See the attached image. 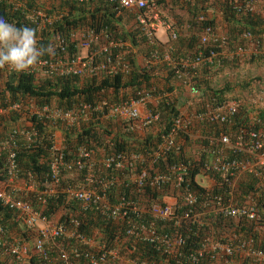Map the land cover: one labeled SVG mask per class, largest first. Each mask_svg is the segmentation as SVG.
Instances as JSON below:
<instances>
[{"label": "built area", "instance_id": "obj_1", "mask_svg": "<svg viewBox=\"0 0 264 264\" xmlns=\"http://www.w3.org/2000/svg\"><path fill=\"white\" fill-rule=\"evenodd\" d=\"M71 1L83 3L90 0ZM106 1L112 2L123 15L132 13L133 20L129 24H134V29L137 27L138 36L141 35L148 46L145 57L150 60L145 61H160L169 66L184 89V104L188 109H193H190L188 116L178 112L169 130L152 150L115 152L109 151L108 147L87 142L77 145L68 156L62 147L63 143L58 144L53 128L69 129L81 122L87 123L95 120L93 116L97 113L99 121L94 122L96 126H104L102 124L108 119L122 122L124 131L140 140L158 118L151 106L167 97L173 98V94L158 89L150 81L149 84L135 86L133 96L115 104H108L104 100L93 105L79 102L64 109L55 104L36 103L31 116H35L43 128H47V132L43 133L50 142L48 177L42 182L43 187H40L31 172L21 176L17 159L20 148L32 147L44 136L30 121L28 125L20 123V114L32 106H28L24 100L0 104V115L4 112H9L12 117L19 114V119H15L0 138V173L5 178L0 187L1 204L17 214L16 220L21 223L23 230L36 232L32 248L46 258V250L55 246L64 264H73L68 259L69 252L74 257H83L90 264L158 263L126 255L120 246H107L96 242L93 237L88 238L76 230L79 219L75 216L69 220L71 228L58 220L49 219L42 213L45 197L57 193L64 194L67 199L77 200L83 209L94 206L107 218L124 222L123 230L127 237L148 243L161 254L172 256L175 264H234L232 261L236 257L245 260L246 264L264 263V244L256 236L238 235L235 231V225L240 222H252L256 230L264 231V227L259 225L262 216L258 196L254 193L239 194L237 190L238 180L245 175L250 181L255 180L258 191H261L259 195L264 199V117L256 112L258 107H254L255 111L246 117L241 113L244 102L249 107L256 102H263L264 90L250 91L245 97L210 101L197 85L193 74V69L199 66L212 68L221 65L223 54L225 59H229L228 55L230 60H239L243 55L264 56V37L245 30L239 41L231 40L227 32L219 31L212 19L200 11L194 17L195 27L199 31L194 54L175 58L172 48L160 52L158 47L156 32L159 28L167 31L170 40L178 39V33L160 12L164 4L159 3V0ZM197 1L205 7L211 0ZM11 3L14 5L13 1ZM232 5L238 11L258 13L256 0H232ZM39 16L41 21L38 24L36 19ZM45 16L41 10L32 14L31 18L38 29L42 27ZM261 16L264 20V14ZM50 44L55 48V55L43 56L40 64L29 70L35 75L125 76L132 68L129 57L133 52L131 41L116 38L103 28L77 27L65 35L57 34ZM193 121H208L225 129L218 133H200L197 138L194 132L188 130ZM180 133L207 142L203 146H196L194 155L200 164L194 176L195 185L190 176L189 169L193 164L189 159L171 161L164 169L154 167L159 160H165V151L180 143ZM110 140L107 138V142L112 144ZM200 152L206 156L203 158ZM98 167L103 171L97 170ZM110 169L121 174H110ZM149 170L152 171L150 175ZM64 172L70 176L82 173V177L76 184L62 185ZM207 172L219 174L220 182L216 183ZM214 186L218 189L213 190ZM112 187L116 189L114 202L107 197V191ZM147 187L156 191L160 195L159 199H153L149 193L146 195ZM121 190L124 193H120ZM30 194L35 197V204ZM164 224L170 227L164 229ZM188 233L198 237L195 246H187ZM224 235L226 239H223ZM59 238H68L77 244H71L68 251L56 243ZM79 244L87 249H78ZM92 248L94 250H90ZM0 250L1 254L22 260L29 254L30 247L19 235L10 236L6 226L0 222ZM49 259H43L40 264H50Z\"/></svg>", "mask_w": 264, "mask_h": 264}, {"label": "trees", "instance_id": "obj_2", "mask_svg": "<svg viewBox=\"0 0 264 264\" xmlns=\"http://www.w3.org/2000/svg\"><path fill=\"white\" fill-rule=\"evenodd\" d=\"M13 1L14 5L11 3ZM42 0H3L0 3V17H3L8 22L16 24L18 27L28 26L37 30L38 42L41 46L47 47L50 44V40L57 34L65 35L71 29L81 26H91L96 29H105L109 34L120 38L124 41H131V44L136 47H140L144 43V38L141 35L138 36L137 27L128 28L123 22V14L121 10L109 1L106 0H90L88 2L77 3L71 0H46L47 5L40 3ZM175 0H171L174 2ZM184 1V0H183ZM188 2L187 0H185ZM214 4H218L223 19L226 21L227 33L231 40L239 41L240 35L243 31L249 30L254 35L261 36L264 32V20L259 13L254 12H243L234 9L232 0H213ZM52 2V3H51ZM54 2V3H53ZM159 3L163 0H159ZM16 4V5H15ZM15 6V7H14ZM205 8V7H202ZM39 9L45 12L42 28L38 29L36 22L31 18L32 14L36 13ZM191 17L190 24L195 26L194 17L197 12L195 10H188ZM129 14L132 15L131 12ZM51 17V18H50ZM133 20V18L131 19ZM38 24L41 21L39 16ZM194 49V47H193ZM138 51L144 56L148 54V49L138 48ZM173 55V54H172ZM47 56V54H46ZM255 57V56H252ZM131 59V58H130ZM135 60H130L131 71L128 77L125 79L121 74L114 75H101L97 76H85L81 77L78 75H54L44 76L40 78L38 82L34 81L33 72H14L8 70L7 77L3 82V87L0 89V104L6 105L11 101L23 100L25 97H29L34 100L37 104H54L61 108H70L79 102H85L89 104H96L98 102L106 101L108 104H115L122 100L127 99L128 90L133 89L143 83L149 84L153 79V72L155 66L146 62L144 66H135ZM145 61V60H144ZM227 62L224 61L225 65ZM165 66L163 63H159L157 69ZM167 66V65H166ZM168 67V66H167ZM210 67L201 69V74L207 73ZM205 70V71H203ZM1 73V70H0ZM174 77L173 71L168 67L167 75L162 77L163 90L169 91L171 86L167 85L170 79ZM255 78V75L252 77ZM196 80V76L194 77ZM154 81V80H153ZM197 82V80H196ZM198 83V82H197ZM209 82L204 81L202 89L206 94L207 99L210 101L215 99L221 101L232 96L234 86L228 84L223 87L215 88L208 84ZM8 97V98H7ZM11 99V100H10ZM176 98H166L158 101L151 106V110L158 114L156 124L158 129L156 132L146 130L138 140L133 138L134 134L124 131L122 122H115L111 120L105 121L104 126H96L94 122H98L99 118L95 114L93 119L87 123H79L75 127L69 129L62 128L64 139L63 149L66 155H70V152L79 144H85L90 142L96 146L108 147L109 151H123L128 152H144L145 150L156 148L162 140L163 136L171 127L174 117L178 114ZM258 115L264 117V112L259 111ZM245 117L247 114L245 113ZM33 126L44 136L41 137L40 142L36 143L32 147H22L18 152V163L20 166L21 176L23 173L31 172L40 183V187H43L42 182L48 177V158L50 153V142L45 137L43 132H47V128H43L40 120L36 119L35 116H31L29 120ZM201 133L210 134L212 131H224L225 128L219 127L216 124L208 121L202 122ZM238 125V124H237ZM238 127V126H237ZM236 129V126H235ZM46 130V131H45ZM188 130L196 132L197 130L192 127H188ZM234 130V129H233ZM236 130H234L235 132ZM7 132L0 119V138ZM107 138H110L112 144L107 142ZM199 138V137H197ZM180 143L176 147L165 151V160H159L156 162L154 167L164 169L165 165L175 160H191L192 168L190 167V176L195 185L194 176L199 171L198 161L195 159V155L192 150L196 146H203L207 142L204 139H193L183 133L179 135ZM190 147V153L187 152V148ZM203 152H200V154ZM204 158L206 155L201 154ZM200 157L201 159H203ZM200 159V160H201ZM99 171L101 170L98 167ZM117 170L110 169V174H114ZM2 173V172H1ZM0 173V180H4V175ZM210 178L216 180L219 183L221 176L216 173L207 172ZM117 175L121 172H116ZM152 174V171H148V175ZM82 177V173L77 176H70L68 173L62 174V185H73L76 184ZM197 185V184H196ZM217 186L213 187V190H217ZM237 190L239 194L254 193L258 196L259 207L261 209V220L259 225L264 227V199L263 196L259 195L255 180L250 181L248 176H242L237 182ZM127 192V191H126ZM118 193V192H117ZM120 193H124L122 190ZM150 194L151 197H160L156 191L151 190L149 187L146 188L145 194ZM30 197L34 201L35 197L30 194ZM107 197L109 201L114 202L116 197V189L110 188L107 191ZM45 205L42 209V213L45 214L49 219L52 220L53 216L58 213V222L67 225L71 228L69 220L75 216L79 219V224L76 226V230L86 235L88 238H92L99 243H104L107 246H120L122 252L132 257L144 258L152 260L158 264H175L172 256H167L156 251L150 244L145 242H137L124 233V222L116 221L107 218L101 214L94 206L83 209L80 207V203L74 199H67L64 194L57 193L52 196L45 197ZM17 214L0 202V222L6 226L7 229H16L18 235L22 240L29 241L31 244L34 243L36 232L33 230H21V223L16 220ZM169 224H164L163 228L167 229ZM255 229V225L252 222L237 223L235 225V231L238 235L251 234L256 236L255 238L264 244V232ZM263 234V238L260 236ZM223 235V234H222ZM223 239H226V235ZM198 237H193L189 233L187 234V246H195L197 244ZM56 243L66 249L70 250L69 247L72 244H77L75 241L68 238H59ZM33 247V245H32ZM47 248V247H46ZM78 249H87L86 246L81 244L78 245ZM90 250H94L93 248ZM1 251V250H0ZM46 254L50 259V264H64L63 259L60 258L57 247L49 248ZM69 261L73 264H90L83 257H74L70 252ZM0 258V264H23L22 260H17L5 255ZM1 257V253H0ZM45 258L44 254L40 251L31 248L29 256L25 264H40ZM238 264H246L245 260H239L236 257ZM118 264H122L119 262ZM264 264V263H262Z\"/></svg>", "mask_w": 264, "mask_h": 264}, {"label": "crops", "instance_id": "obj_3", "mask_svg": "<svg viewBox=\"0 0 264 264\" xmlns=\"http://www.w3.org/2000/svg\"><path fill=\"white\" fill-rule=\"evenodd\" d=\"M256 3H257L258 13L260 15L264 14V0H256ZM161 4H164V9L160 7V12L162 15H165L169 20V22L172 24V29L176 30V32L178 33V39L175 41L170 40L169 36L167 35V31H165L164 28H159L156 34L158 32H161V34L156 36L159 41L158 47L160 49V52L168 50V48H172L171 52L173 54V57L175 58L177 57L182 58L189 55L192 56L194 54L193 47L195 48L197 45V32L199 31L196 29V27L193 24H190L191 17L189 15L188 10L191 9L195 10L197 14L200 11L205 12L206 15H208L209 18L212 19L214 25L219 31L227 32L228 25L226 21L223 19L218 4L217 3L214 4L213 0L206 3L205 8H201L202 7L200 5L201 3L197 0H189L188 2H186L185 0L184 1L175 0L174 2H171V0H163ZM123 22L124 24L128 22L126 17H123ZM41 28L42 27H40L39 29ZM261 36L264 37V32L262 33ZM138 48H145L147 50L148 46H146L144 43L140 47L133 46V52L130 54L129 57L131 58V60H135V61L138 60L136 62L134 61L135 66L141 67L146 64V61L143 60H150V59H148L142 53H140L138 51ZM224 56L225 55L223 54V56H221L220 58L221 65L219 64L220 66L216 65L212 68H207L208 69L207 73L201 74V69L205 68V66H199L193 69L194 77L196 76V80L198 82L196 83L200 88H203L202 84L204 85V81L206 82L208 81L209 82L208 84H210L215 88L223 87L224 85L228 84L230 86H234L233 90L237 88L239 89L236 94L233 93L231 94L234 97L235 96L245 97L247 93L250 91L264 90V72L258 75L255 74L257 72L255 73L251 72V74L247 76V74L239 70L242 67H248L250 63H253L255 65L259 64L264 68V60H245L248 57L251 58L252 57L251 55H243V57L239 60H235V59L230 60V57L228 55L226 56L229 59H225ZM224 61L227 62L225 65H223ZM159 63L162 62L159 61V62L150 63L151 65L155 66V71L153 72L154 76L153 79H151V81L158 89H163L164 86L162 85L161 82L162 81L164 82V79L162 77H164V75H167V69L169 66L167 67L166 64L163 63L165 64V66L163 67L160 66L161 69H157V66L159 67ZM239 71L240 73L238 74ZM254 75L255 78H252ZM167 85L171 86L169 92L171 95L173 94V98H176L174 100V103H176V108L178 109V111L181 113L184 112L188 116V114L190 113V109L193 108L188 109L187 105L184 104L185 99L184 96H182V94L184 93V89L181 87L182 85L179 84V81L175 77H172ZM246 104L244 102L243 107L241 108L242 109L241 113L243 115H245V113L247 115H250L251 112L255 110L257 113L259 111L264 112V101L256 102L255 104H253L254 106L250 104L252 108L246 106ZM254 107L255 108L258 107V109L256 108L255 110H253ZM201 123L202 122L199 121H193L191 127L197 130L196 132H194V134H196L194 137L200 136L201 128L203 127ZM153 127H151L149 131L156 132V130L158 129V125L155 124ZM53 133L55 135L56 140L58 141V144L63 143L64 135L62 128H58V127L53 128ZM62 147H64L63 144ZM190 147L191 146L187 148L188 153H190L191 151ZM192 152L196 154L195 149L192 150ZM2 185H3V181L0 180V187ZM58 218H59V214L56 213L52 219L54 221H57ZM20 228L21 230H23L22 225ZM7 231L10 234V236H12L13 234L18 235V231L16 229H7ZM263 232L264 231L262 230V233ZM260 236L262 237L263 234H261ZM24 242H26V244L30 247V249L32 248V244L29 241L24 240ZM3 256L4 255L1 254L0 258H2ZM28 256L29 254L25 258H23L22 260L23 264L26 263ZM232 262H234V264H238V262L240 261H237V259L235 258L234 261Z\"/></svg>", "mask_w": 264, "mask_h": 264}, {"label": "clouds", "instance_id": "obj_4", "mask_svg": "<svg viewBox=\"0 0 264 264\" xmlns=\"http://www.w3.org/2000/svg\"><path fill=\"white\" fill-rule=\"evenodd\" d=\"M46 54L55 55V48L52 44L41 46L35 28L18 27L0 17V70L28 72L36 68Z\"/></svg>", "mask_w": 264, "mask_h": 264}, {"label": "rangeland", "instance_id": "obj_5", "mask_svg": "<svg viewBox=\"0 0 264 264\" xmlns=\"http://www.w3.org/2000/svg\"><path fill=\"white\" fill-rule=\"evenodd\" d=\"M40 3H44L43 5H47L48 2L46 0H42V1H40ZM39 10H41V9H39ZM41 11L45 14V12L43 10H41ZM124 15H125L124 17H126V19L128 21L126 23V26L128 25V28H130L131 24H129V23H130V20L133 18V15H131L129 13H124ZM160 34H161V32H158L156 35H160ZM245 60H264V56L260 55V56H255V57H251V58L248 57ZM136 61H138V60H136ZM239 70L241 72H244L245 74H247V76H249L251 74V72H253V73L257 72V73H255L257 75L262 74L264 72L263 66H261L259 64L255 65L253 63H250V65L248 67H242ZM240 71L238 72V74L240 73ZM7 72H8L7 68L1 70V73H0V89H2V87H3V82L7 77ZM128 75H125L124 78L126 79L128 77ZM85 76H88V74L82 75L81 77H85ZM42 77L43 76H41L40 74H36V75H34V81L38 82L39 80H41L40 78H42ZM98 77H100V76L98 75ZM238 90L239 89L237 88V89L233 90L232 93L236 94L238 92ZM127 92L129 93L127 98L130 96H133L134 95V88L131 90H128ZM23 100H24V102H26L28 104V106H32V108H29L28 110H26V112H24L23 114H20V119L18 118L19 114H14L15 116L12 117V115L9 112H4L2 115H0L1 121H2L3 125L5 127H7V129L11 125H13L15 119H17V120L19 119L20 123L23 125H28L27 123L29 122V120L31 118L33 107L36 105V102L34 100L30 99L29 97H25ZM51 104L54 105V101H52ZM58 128H60V127H58Z\"/></svg>", "mask_w": 264, "mask_h": 264}]
</instances>
